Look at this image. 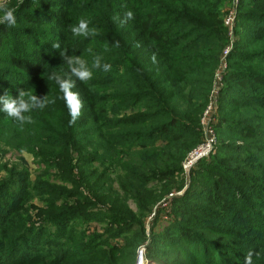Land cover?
Instances as JSON below:
<instances>
[{
  "label": "trees",
  "instance_id": "trees-1",
  "mask_svg": "<svg viewBox=\"0 0 264 264\" xmlns=\"http://www.w3.org/2000/svg\"><path fill=\"white\" fill-rule=\"evenodd\" d=\"M227 1L10 5L16 25H0V94L31 89L55 103L34 111L35 123L23 130L0 112V146L34 152L41 168L34 183L16 166L0 183V264H136L142 248L146 264H244L250 250L264 264V0L239 1L234 39L223 18ZM128 11L127 25L113 21ZM81 18L100 34L74 37L69 25ZM89 47L112 67L93 70L86 84L72 77L83 108L71 124L48 76L68 73L62 50L91 65ZM226 50L217 145L187 186L183 163L203 140L201 118ZM163 212L169 221L157 232ZM93 221L124 244L98 246L108 237L94 233L69 252Z\"/></svg>",
  "mask_w": 264,
  "mask_h": 264
},
{
  "label": "clouds",
  "instance_id": "clouds-1",
  "mask_svg": "<svg viewBox=\"0 0 264 264\" xmlns=\"http://www.w3.org/2000/svg\"><path fill=\"white\" fill-rule=\"evenodd\" d=\"M134 19L132 11L125 13L124 17L114 16L113 21L118 23L121 27L127 25V23ZM0 25H6L11 28L16 25V16L14 8H7L0 5ZM69 30L74 37H84L85 39L94 38L98 36L99 29L95 26H89V21L81 18L77 23L69 25ZM115 47H120L119 41L114 44ZM54 49H60L61 44L59 42L52 44ZM110 51L107 44L104 45V52ZM87 53L91 56V65L87 59L81 56L68 55L66 51H60L59 55L63 60V63L67 65L68 73L61 74L52 72L49 74L48 79L54 81L58 86L59 92L66 106L69 109L71 116L70 123L74 124L76 120L82 114L83 102L79 98V94L73 92L75 87V80L81 83H88L93 76V70H102L109 72L111 70V64L104 62L103 55L94 53L93 49L89 47ZM152 62L156 63V53L154 52ZM18 95L14 98L9 90H4L3 94H0V112L4 113L8 118H11L17 123L19 128L23 130L25 125L34 124L32 113L36 110H44L49 104L55 103L54 98H49L48 95L43 97L38 96L35 91L31 89H17ZM258 252L249 251L244 257V264H256L254 257L259 258Z\"/></svg>",
  "mask_w": 264,
  "mask_h": 264
},
{
  "label": "rangeland",
  "instance_id": "rangeland-1",
  "mask_svg": "<svg viewBox=\"0 0 264 264\" xmlns=\"http://www.w3.org/2000/svg\"><path fill=\"white\" fill-rule=\"evenodd\" d=\"M23 1L24 0H0V5H3L7 8H10V5H12L14 2H16L17 5H19ZM239 1L240 0H228L227 1L225 7L223 8V18H227V16L230 14L231 11H233V9L236 7V5H237L236 11L238 10ZM50 9H51V11H54L51 14L52 17L59 18L60 9L55 8V7H52ZM47 28H49V27H47ZM234 28H235V25H234ZM234 28L232 29V34H231V38H233V39H234ZM49 29L54 30V28H51V27ZM226 56L227 55L224 52L222 60H220V62H219V67L217 68V71L215 73L216 75L214 76L215 79H214L213 86L215 85L217 75L222 72V76H223L225 71H226V62H225ZM224 85L225 84H224L223 77H222L221 85H220V88L218 90L217 97L215 99V105H217V111L215 113V116L219 113L218 109H219V103H220L219 102L220 90L224 89V87H225ZM212 89H213V87H212ZM217 123H218V118L216 119V123H214V126ZM201 127H202V124H201ZM216 136H217V134H216ZM2 147L0 146V183L8 178L6 169H12L15 166L19 167V169L21 167L28 168L29 173H30V179H31L32 183H34L37 179L39 169H41L39 164H38V161L36 160V154L34 152H27V151L17 152L11 148H7L6 146H2ZM3 168H4V170H3ZM46 168H43V169H46ZM47 169H49V168H47ZM197 169L198 168H196L195 170H197ZM190 176H191V174L188 177L186 176V185L187 186L189 185V182L191 179ZM182 193H183V191H182ZM34 203L37 206H42V204L39 201H35ZM129 204H130L131 209L136 211L135 203L130 201ZM154 219H155L154 214H152L146 218L145 222H146L147 231H151ZM167 221H169V216H167V214L165 212H163L161 215V219H160V221L156 227V231L157 232L160 231L162 229V226L164 224L165 225L167 224L166 223ZM49 229H51V228H49ZM52 229H56V228H52ZM83 229H84V231L79 232L77 234V236H78L77 243L74 246H70L71 248H69V250H68L69 252H73V251H74L73 253L79 252V249L85 247V245H86L85 244L86 239H87L86 235H90V234H94V233L99 234L102 237V239L104 237H108L106 242L101 243L98 246H102V245L106 246V244H109V243L112 244L113 246H121L124 244L123 238H121V237L120 238H113V237L108 236V234H107L108 228H107V225L104 224V221L101 223L93 221V222H90L89 224H84ZM42 243L44 244V241ZM41 251L47 254V248L46 247L42 246ZM138 253H140V251ZM146 260L147 259L145 257L144 252H141L140 254H138L136 264H144V263L146 264ZM147 264H150V263H148V261H147Z\"/></svg>",
  "mask_w": 264,
  "mask_h": 264
},
{
  "label": "built area",
  "instance_id": "built-area-1",
  "mask_svg": "<svg viewBox=\"0 0 264 264\" xmlns=\"http://www.w3.org/2000/svg\"><path fill=\"white\" fill-rule=\"evenodd\" d=\"M236 7L233 9V11L230 12L227 18L224 19L225 25L228 28L230 35L232 34V29L234 28L235 25V18L237 14ZM228 53L229 51L226 50L225 54L227 55ZM222 77H223L222 72L217 75L215 85L213 86L212 89L210 102L204 112V115L201 118L203 140L201 144L188 155V157L183 163L184 174L187 177L189 176L190 172L197 167L200 161L209 158L211 154L214 153L215 151L218 141L214 129V123H216V119H217L215 116V113L217 111V105H215V99L217 97L218 90L221 85ZM141 252H144L145 254V249L142 248L140 250V253Z\"/></svg>",
  "mask_w": 264,
  "mask_h": 264
},
{
  "label": "water",
  "instance_id": "water-1",
  "mask_svg": "<svg viewBox=\"0 0 264 264\" xmlns=\"http://www.w3.org/2000/svg\"><path fill=\"white\" fill-rule=\"evenodd\" d=\"M149 263V262H148ZM151 264V263H150Z\"/></svg>",
  "mask_w": 264,
  "mask_h": 264
}]
</instances>
